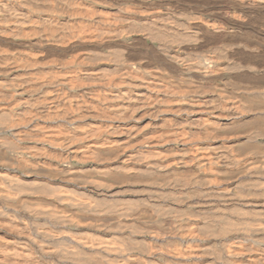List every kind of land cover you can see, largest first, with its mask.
Masks as SVG:
<instances>
[{
    "label": "bare ground",
    "instance_id": "bare-ground-1",
    "mask_svg": "<svg viewBox=\"0 0 264 264\" xmlns=\"http://www.w3.org/2000/svg\"><path fill=\"white\" fill-rule=\"evenodd\" d=\"M0 264H264V0H0Z\"/></svg>",
    "mask_w": 264,
    "mask_h": 264
},
{
    "label": "rangeland",
    "instance_id": "rangeland-1",
    "mask_svg": "<svg viewBox=\"0 0 264 264\" xmlns=\"http://www.w3.org/2000/svg\"><path fill=\"white\" fill-rule=\"evenodd\" d=\"M173 51V53L175 54V55H180V56H183L184 55V53L182 52V50H180L179 48H175V49H173L172 50ZM179 51V52H178Z\"/></svg>",
    "mask_w": 264,
    "mask_h": 264
}]
</instances>
